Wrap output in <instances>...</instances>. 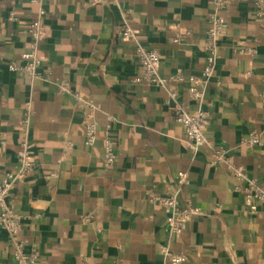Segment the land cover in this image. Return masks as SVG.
I'll return each mask as SVG.
<instances>
[{"label": "crops", "instance_id": "crops-1", "mask_svg": "<svg viewBox=\"0 0 264 264\" xmlns=\"http://www.w3.org/2000/svg\"><path fill=\"white\" fill-rule=\"evenodd\" d=\"M45 10L41 68L30 80L4 63H22L37 9L29 0H0V179L18 171L23 146L40 165L18 181L9 203L24 218L19 239L38 251L36 264H170L164 249L184 256L182 264H264V213H247L238 182L226 166L210 164L206 146L189 152L170 109L207 113L204 136L264 189V139L242 143L251 132L264 138V17H256L252 1L227 0L218 59L198 104L188 99L187 83L134 82L135 43L116 38L114 27L126 12L135 37L159 52L161 77L198 75L212 0H47ZM176 33L188 36L174 44ZM62 83L67 92L59 91ZM167 91L176 93L170 105ZM88 115L96 128L92 147L84 144ZM106 140L117 156L112 166L103 159ZM178 173L187 177L179 203L200 215L176 236L166 209L150 196L174 194ZM0 264H16L2 230Z\"/></svg>", "mask_w": 264, "mask_h": 264}, {"label": "built area", "instance_id": "built-area-1", "mask_svg": "<svg viewBox=\"0 0 264 264\" xmlns=\"http://www.w3.org/2000/svg\"><path fill=\"white\" fill-rule=\"evenodd\" d=\"M47 0H29V3L36 7V17L28 23L29 47L22 54V63L14 61L5 62V66L10 73H22L30 80L37 79L41 68V60L38 55V47L40 41L44 37V22L46 17L45 4ZM91 4H106L114 0H88ZM255 15L258 18L264 17V0H251ZM213 12L208 17L209 27L206 31L204 40V49L207 53L205 58V66L198 75H189L185 77L182 73L176 72L169 77H161L158 73L157 64L160 61V54L157 50L149 49L135 37L131 27L126 19V12L122 13L121 21L114 27V36L116 38H131L135 43L134 57L136 64L140 69V75L134 78L136 83H147L165 88L168 82H176L178 84L187 83L186 94L188 99L193 103H200L203 97V88L207 85L213 75L214 67L218 59V42L226 29V24L222 20V13L227 5V0H212ZM10 21H15L14 11L8 14ZM188 36L187 33H176L173 43L177 44ZM247 54H253V50H246ZM0 61L3 59L0 56ZM60 92H67V84L59 85ZM167 105L176 98L174 91H167ZM76 100H80L75 96ZM261 101L264 106V88L261 91ZM92 110L93 107L89 105ZM173 112V120L175 124L181 127L187 138L189 152L195 155L199 149L206 146L210 151V164L213 166H226L230 175L238 182L236 191L243 195L245 202L249 205L247 213L254 215L258 210L264 213V189L258 185L256 181L247 176L242 166H236L230 163V159L223 147L214 146L203 134L205 121L208 114L197 109L191 114L188 110L178 105L170 107ZM29 114V103L25 105V118L22 121L23 127H27ZM109 120H112L109 118ZM85 128L84 144L92 147L96 142V128L90 121L89 115L83 121ZM263 136L256 132H251L243 139L242 143L245 147L260 146L263 144ZM104 162L112 166L117 160L114 152L113 143L109 140L104 142ZM19 169L17 172H8L0 179V230L4 231L11 244L13 250V260L16 264H36L39 257L38 251L27 250L26 245L19 239V232L24 220L11 207L10 199L13 191L21 179L26 175L40 167L30 159V152L23 146L22 150L17 154ZM180 182L177 185L176 192L172 195L150 196V201L164 207L167 211V223L169 233L179 236L183 233L185 224L195 216L200 215V211L191 207L190 204L181 205L179 203L180 188L187 183L185 173H178ZM83 222H88V217H83ZM163 255L168 258L170 264H182L185 257L182 255L172 254L167 250H163Z\"/></svg>", "mask_w": 264, "mask_h": 264}]
</instances>
